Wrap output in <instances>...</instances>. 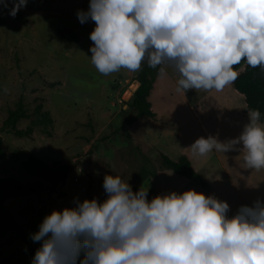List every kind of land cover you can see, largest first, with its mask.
<instances>
[{"label": "clouds", "instance_id": "clouds-1", "mask_svg": "<svg viewBox=\"0 0 264 264\" xmlns=\"http://www.w3.org/2000/svg\"><path fill=\"white\" fill-rule=\"evenodd\" d=\"M27 0H0L13 18ZM89 34L90 61L108 75L142 64L178 75L177 91L223 90L242 62L264 68V0H89L78 10ZM247 109L240 133L225 141L201 136L194 156L243 153L244 169H264V122ZM106 197L76 199L45 214L30 238V264H264V201L230 205L189 188L157 194L133 191L120 175L105 174Z\"/></svg>", "mask_w": 264, "mask_h": 264}, {"label": "rangeland", "instance_id": "rangeland-1", "mask_svg": "<svg viewBox=\"0 0 264 264\" xmlns=\"http://www.w3.org/2000/svg\"><path fill=\"white\" fill-rule=\"evenodd\" d=\"M88 6L89 0H27L14 18L7 9H0V136L8 157L0 159V176L24 183L39 180L20 167L30 155L52 168L70 166L67 179L56 189L45 182L40 194L5 201L6 209L24 229L33 253L14 231H6L0 238V264H30L38 247L30 235L38 230L45 214L73 206L77 198L103 200L105 174L120 175L133 191L148 189L149 200L196 184L188 185L172 170L160 168L161 153L174 160L180 157L187 132L180 135L178 124L159 108L153 117L134 119L132 99L139 70L122 68L103 75L91 64L93 42L89 34L95 22L89 19L81 24L77 17V11H86ZM62 29L77 31L80 41L62 38L58 34ZM20 99L29 113L43 104L53 118L49 132L37 127L29 136H17L1 130ZM29 125L30 120H23L19 127ZM15 150H21L19 157ZM145 158L150 161L146 168L157 170V176L141 180ZM252 179L253 194L264 199L263 176Z\"/></svg>", "mask_w": 264, "mask_h": 264}, {"label": "crops", "instance_id": "crops-1", "mask_svg": "<svg viewBox=\"0 0 264 264\" xmlns=\"http://www.w3.org/2000/svg\"><path fill=\"white\" fill-rule=\"evenodd\" d=\"M233 67L240 74L246 65L242 62ZM178 78L170 68H166L164 74L159 73L149 100L154 113L155 108L166 112L180 127L179 134L184 133V130L188 134L180 157L187 156L193 168L208 183L207 187L191 184V188L227 201L230 205L228 215L234 214L241 205L252 206L249 199L253 203L258 200L250 186L254 184L252 178L257 175L263 176L264 180V169H244L243 153L229 151L223 154L213 151L206 156L197 157L189 147L201 136L216 135L221 141L237 136L247 122L245 95L233 83L221 91L189 89L184 93L177 91ZM183 180L188 185L192 183L186 177ZM259 200L264 201L262 198Z\"/></svg>", "mask_w": 264, "mask_h": 264}, {"label": "trees", "instance_id": "trees-1", "mask_svg": "<svg viewBox=\"0 0 264 264\" xmlns=\"http://www.w3.org/2000/svg\"><path fill=\"white\" fill-rule=\"evenodd\" d=\"M58 34L62 38L72 42L80 41V34L73 29H62L58 31ZM158 74L159 71L157 69L149 68L146 64L141 65L137 76L138 87L132 100V107L135 112L134 119L155 116L149 97ZM233 84L239 92L245 95L247 109H259L261 112L260 120L264 122V68H252L246 65ZM23 120H30V125L25 129L19 127V124ZM52 125L53 118L48 111L43 109L42 103L36 106L33 113H29L25 103L20 99L16 107L10 109L7 118L2 123L1 130L3 132L14 133L17 136H29L37 127H42L46 132H49L48 129ZM14 154L16 157H19L21 150H15ZM0 159L3 161L8 159L3 149L2 136H0ZM145 161L144 167L139 172L141 180L149 176H157V170L151 171L146 168V163H150L148 158H145ZM20 167L26 173L39 180L33 183H24L14 177L0 176V238L4 232L12 230L28 245L29 251L33 253L32 245L27 240L24 229L6 209L4 203L11 197L40 194L45 182H48L52 189H56L58 185L67 179L70 166L68 164H59L56 168H52L42 159L35 155H30L20 162ZM160 168L170 169L202 187L208 186L206 180L193 168L191 161L185 155L174 160L168 155L161 153Z\"/></svg>", "mask_w": 264, "mask_h": 264}, {"label": "flooded vegetation", "instance_id": "flooded-vegetation-1", "mask_svg": "<svg viewBox=\"0 0 264 264\" xmlns=\"http://www.w3.org/2000/svg\"><path fill=\"white\" fill-rule=\"evenodd\" d=\"M136 89H137V86H136ZM136 89L134 90V94H135V92H136Z\"/></svg>", "mask_w": 264, "mask_h": 264}, {"label": "water", "instance_id": "water-1", "mask_svg": "<svg viewBox=\"0 0 264 264\" xmlns=\"http://www.w3.org/2000/svg\"><path fill=\"white\" fill-rule=\"evenodd\" d=\"M134 97V96H133Z\"/></svg>", "mask_w": 264, "mask_h": 264}]
</instances>
